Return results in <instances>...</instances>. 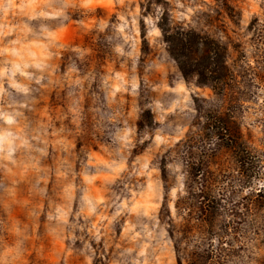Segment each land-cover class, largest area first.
Instances as JSON below:
<instances>
[{
    "label": "rangeland",
    "instance_id": "obj_1",
    "mask_svg": "<svg viewBox=\"0 0 264 264\" xmlns=\"http://www.w3.org/2000/svg\"><path fill=\"white\" fill-rule=\"evenodd\" d=\"M0 264H264V0H0Z\"/></svg>",
    "mask_w": 264,
    "mask_h": 264
},
{
    "label": "trees",
    "instance_id": "obj_2",
    "mask_svg": "<svg viewBox=\"0 0 264 264\" xmlns=\"http://www.w3.org/2000/svg\"><path fill=\"white\" fill-rule=\"evenodd\" d=\"M160 31L185 81L191 80L198 86L224 82L226 46L191 29L160 26Z\"/></svg>",
    "mask_w": 264,
    "mask_h": 264
}]
</instances>
